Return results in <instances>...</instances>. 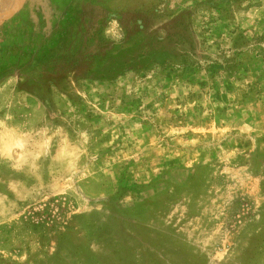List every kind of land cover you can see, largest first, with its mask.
Masks as SVG:
<instances>
[{"label":"rangeland","instance_id":"374dc122","mask_svg":"<svg viewBox=\"0 0 264 264\" xmlns=\"http://www.w3.org/2000/svg\"><path fill=\"white\" fill-rule=\"evenodd\" d=\"M0 264H264V0L2 5Z\"/></svg>","mask_w":264,"mask_h":264},{"label":"crops","instance_id":"0c3cea01","mask_svg":"<svg viewBox=\"0 0 264 264\" xmlns=\"http://www.w3.org/2000/svg\"><path fill=\"white\" fill-rule=\"evenodd\" d=\"M7 1H9L10 2V0H2L1 2H0V8L2 7V5H4Z\"/></svg>","mask_w":264,"mask_h":264}]
</instances>
